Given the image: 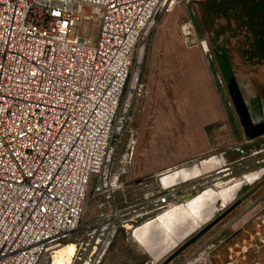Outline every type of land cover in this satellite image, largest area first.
Wrapping results in <instances>:
<instances>
[{
  "label": "built area",
  "instance_id": "1",
  "mask_svg": "<svg viewBox=\"0 0 264 264\" xmlns=\"http://www.w3.org/2000/svg\"><path fill=\"white\" fill-rule=\"evenodd\" d=\"M163 1L0 0V264H39L79 228L93 181L104 210L86 264L122 226L180 200L174 186L118 199L123 175L107 167L135 47Z\"/></svg>",
  "mask_w": 264,
  "mask_h": 264
},
{
  "label": "rangeland",
  "instance_id": "2",
  "mask_svg": "<svg viewBox=\"0 0 264 264\" xmlns=\"http://www.w3.org/2000/svg\"><path fill=\"white\" fill-rule=\"evenodd\" d=\"M200 3L201 0H164L135 47L107 167L123 175L125 191L117 193L116 197L135 203L145 194L161 189V178L164 177L165 182V176L186 166L214 156L224 165L220 173L213 172L206 180L196 178L194 187L178 192L182 196L173 205L178 206L177 209L163 219L158 218L173 206L157 210L136 224L122 226L99 264H161L264 181L263 174L254 183L245 185L234 199L227 200L232 194L228 192L244 182V176L264 170V135L250 139L244 131L205 29ZM86 25L84 35L96 42L99 16L93 15V20ZM186 25L191 30L189 36L184 32ZM204 41H207L208 52ZM232 72L236 79L243 73L239 69ZM256 91L264 98V86L256 87ZM252 99L251 96L246 101L250 103ZM94 191L93 181L79 228L54 245L39 264H55L60 252L70 246L75 250L64 258H68L65 263H87L92 253L91 227L104 210L102 199L94 197ZM193 199H198L194 205H185ZM240 205L248 207L254 219L259 214L260 221L264 222V183ZM153 221L159 229L140 239L136 230ZM169 247L168 252L157 258L156 249H161L162 253ZM200 252L195 242L169 264H205L199 259Z\"/></svg>",
  "mask_w": 264,
  "mask_h": 264
},
{
  "label": "crops",
  "instance_id": "3",
  "mask_svg": "<svg viewBox=\"0 0 264 264\" xmlns=\"http://www.w3.org/2000/svg\"><path fill=\"white\" fill-rule=\"evenodd\" d=\"M199 10L225 77L233 75L235 69L242 70L237 81L245 99L252 96L264 102L256 94V87L264 86V0H201ZM223 165L214 156L165 176V182L161 178V183L174 187L183 184L176 187L182 192L183 188L194 187L196 178L206 180L211 173H220ZM197 200L186 204L194 205ZM177 207L173 206L158 219ZM250 214L248 207L240 205L200 237L196 241L201 251L199 259L210 264H264V222L259 214L257 219ZM154 229L159 226L153 221L137 229L136 234L141 239L146 234L152 235ZM169 249H163L162 253L156 249L155 255L161 257Z\"/></svg>",
  "mask_w": 264,
  "mask_h": 264
},
{
  "label": "water",
  "instance_id": "4",
  "mask_svg": "<svg viewBox=\"0 0 264 264\" xmlns=\"http://www.w3.org/2000/svg\"><path fill=\"white\" fill-rule=\"evenodd\" d=\"M226 81L233 99V102L236 106L237 113L241 119L244 131L248 138H256L261 135H264V102L259 99H252L249 102L246 101L241 87L238 84L236 77L233 75L227 76ZM260 183L255 188L249 190L245 195L238 199L234 204L228 207L223 211L218 217L181 245L176 251H174L169 257H167L161 264H169L175 257H177L182 251L187 249L193 243H195L205 232L210 230L214 225L226 217L230 212H232L238 205H240L244 200L252 195L256 189L259 188ZM210 264V263H205Z\"/></svg>",
  "mask_w": 264,
  "mask_h": 264
},
{
  "label": "bare ground",
  "instance_id": "5",
  "mask_svg": "<svg viewBox=\"0 0 264 264\" xmlns=\"http://www.w3.org/2000/svg\"><path fill=\"white\" fill-rule=\"evenodd\" d=\"M263 174H264V170H260V171H257L255 173H251L250 175L244 176V179H243L244 182H240V183L236 184V186L234 187V189H232V188H231L232 190L230 189L231 192L229 191L228 194H230V193H232V194H231V196L228 197L229 199H227V200L229 201L231 199H234L236 197V195L243 189V187L245 185H249V184L254 183L256 180H258L260 177H262ZM74 250H75L74 249V246H70L68 248L67 247L64 248V250H62L60 252V256L55 261L56 262L55 264H66L65 263V260L67 261L68 258L67 259H64V258L66 256H68V257L71 256L74 253L73 252Z\"/></svg>",
  "mask_w": 264,
  "mask_h": 264
},
{
  "label": "flooded vegetation",
  "instance_id": "6",
  "mask_svg": "<svg viewBox=\"0 0 264 264\" xmlns=\"http://www.w3.org/2000/svg\"><path fill=\"white\" fill-rule=\"evenodd\" d=\"M238 206H239V205H238ZM230 213H231V212H230ZM208 231H209V230H208ZM205 233H207V232H205ZM205 233H204V234H205ZM204 234H203V235H204ZM203 235H202V236H203ZM202 236H201V237H202Z\"/></svg>",
  "mask_w": 264,
  "mask_h": 264
}]
</instances>
